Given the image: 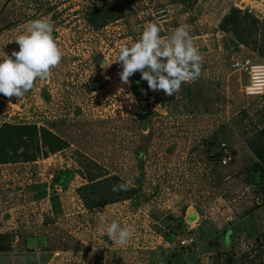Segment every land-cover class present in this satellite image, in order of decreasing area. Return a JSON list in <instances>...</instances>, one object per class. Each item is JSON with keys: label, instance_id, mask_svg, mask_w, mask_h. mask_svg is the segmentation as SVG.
Returning a JSON list of instances; mask_svg holds the SVG:
<instances>
[{"label": "rangeland", "instance_id": "obj_1", "mask_svg": "<svg viewBox=\"0 0 264 264\" xmlns=\"http://www.w3.org/2000/svg\"><path fill=\"white\" fill-rule=\"evenodd\" d=\"M180 2L0 0V56L19 50L14 40L37 18L53 24L62 54L24 97L0 94V129L34 125L67 143L51 153L40 137L37 159L0 164V264H226L228 256L232 264H264V160L257 153L264 151V98L244 94L250 78L234 67L264 61L252 47H234V35L219 27L231 8L264 22V0ZM112 4L119 18L103 27L90 22L92 10ZM147 22L158 23L164 38L186 25L202 56L200 76L176 94L144 88L135 96L133 76L130 87L120 82L114 58ZM223 144L233 152L226 166L214 156ZM66 170L74 177L63 186L54 178ZM99 175L128 181L139 205L85 204L80 190ZM112 220L132 227L127 244L98 231ZM238 224L239 233L223 236Z\"/></svg>", "mask_w": 264, "mask_h": 264}, {"label": "clouds", "instance_id": "obj_2", "mask_svg": "<svg viewBox=\"0 0 264 264\" xmlns=\"http://www.w3.org/2000/svg\"><path fill=\"white\" fill-rule=\"evenodd\" d=\"M53 24L46 18L30 21L23 33L14 40L19 50L0 56V94L4 97H24L37 79H46L51 68L61 60V51L53 38ZM156 22H147L138 38L121 45L114 62L120 67L118 76L122 85L130 87L129 78L139 72L148 90L170 96L180 90L182 83L196 80L201 74L202 56L194 46L186 25L175 27L167 38ZM113 62V63H114ZM121 89L118 90L120 92ZM125 99L135 103L131 92ZM130 183L114 184L112 191H126ZM98 231L106 234L116 245H125L132 235V227L122 226L116 220L100 222Z\"/></svg>", "mask_w": 264, "mask_h": 264}, {"label": "trees", "instance_id": "obj_3", "mask_svg": "<svg viewBox=\"0 0 264 264\" xmlns=\"http://www.w3.org/2000/svg\"><path fill=\"white\" fill-rule=\"evenodd\" d=\"M176 1H181L180 3H186V1L189 0ZM115 8L116 6L112 4L103 7L101 10H92V12L89 14L90 22L93 25H96V27H103L107 25L109 22H111V20H115L120 16L119 11L117 8L115 10ZM97 16H99V18ZM219 27L223 32L232 33L234 35L235 40L232 41V43H234V47L237 45L252 47L254 52L259 54V60L264 61V22H261L249 11L231 8L222 18ZM132 76L134 78L132 91L135 96H140L142 90L144 88H148L147 82L140 80L139 72L134 73ZM261 98H264V96ZM40 137L44 139V146H48L47 152L55 153L62 149L63 146H67V143H64L57 135L45 128L38 129L34 125L4 124L0 129V164L37 159L38 155L42 153ZM257 153L258 157H260L258 158L259 161L264 160V151L262 147L257 150ZM231 154H233V152ZM223 155L224 154L221 147L218 152L214 154L220 163L222 161ZM259 168H262L260 167V163L255 164L253 168H250V170H252L249 174L250 179H253V177H258L257 171L260 170ZM73 177L74 173L70 170H66L56 176L54 179L58 184L66 186L68 181H71ZM100 177V175L92 176L90 179L91 183H88V185L81 188V192L85 191V193L82 195L85 204L90 207H104L119 201L133 200L135 205H139V202L135 199V194L137 192L132 186H129L126 191L113 192L111 190L112 186L114 184L122 183L123 181L116 177L105 179H100ZM44 187L45 185L43 188ZM38 188L39 186H33L34 190ZM40 195L45 196L46 193L43 192ZM50 201L53 212L58 216L61 211L57 196H52ZM178 227L181 228L182 226L179 225ZM241 229L242 226L240 224L232 226L229 229L223 230V236L226 237L229 233L234 235L239 233ZM216 235L217 237L215 238L214 244L220 245L218 243L219 235ZM169 240L172 241L173 237L169 238ZM208 243L212 244L213 242L209 241ZM2 250L3 248L0 247V251ZM176 260L178 261L179 258ZM232 262V256H228L226 264H232Z\"/></svg>", "mask_w": 264, "mask_h": 264}, {"label": "built area", "instance_id": "obj_4", "mask_svg": "<svg viewBox=\"0 0 264 264\" xmlns=\"http://www.w3.org/2000/svg\"><path fill=\"white\" fill-rule=\"evenodd\" d=\"M234 67L241 73H245L249 76V84L244 88V94L248 97L259 98L264 96V62L251 61L250 59L237 61L234 63ZM223 157L222 164L227 165L232 160L231 151L222 145ZM43 176V175H42ZM53 176H50L52 180ZM191 243L189 238H186L181 242L183 246H188Z\"/></svg>", "mask_w": 264, "mask_h": 264}]
</instances>
